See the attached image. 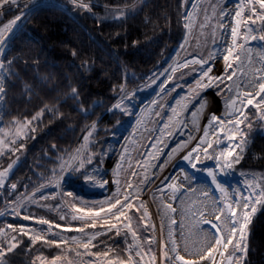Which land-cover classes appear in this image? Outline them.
I'll use <instances>...</instances> for the list:
<instances>
[{
    "label": "rangeland",
    "instance_id": "rangeland-1",
    "mask_svg": "<svg viewBox=\"0 0 264 264\" xmlns=\"http://www.w3.org/2000/svg\"><path fill=\"white\" fill-rule=\"evenodd\" d=\"M69 2L71 4L72 0H69ZM40 3L54 4L62 9L68 8L67 4H61L53 0H19V6H23L21 11L17 12V14L10 19L1 22L0 27H3L4 24L15 19L17 15H21L22 19L17 22L19 25L25 18L26 13L29 12L33 6ZM237 3L238 0H187L184 17L185 14H189L191 19L186 20L184 18V27L186 24H188L189 27H185L183 37L165 60L164 66L152 72L145 81L140 83L136 88L122 92L114 101L112 105H115L120 100L121 96L127 94L130 99H125L123 103L128 106L132 114L127 115L120 111L126 117V120L123 121L119 127L111 131V140L103 145L99 155L98 153L96 155L97 162L90 165L87 163L85 164V167L89 170H99L100 175L108 181L105 187L101 188L86 183L84 177H80L79 181L73 182V179L79 176V173L73 172L71 176H68L67 173L71 171V169L65 168L62 172L60 164L55 171V175L51 179L40 184L34 191L25 195L20 200L6 203L0 209V219L5 221L1 229H4L10 235L15 233H12L11 229L7 227L10 224L7 221L10 218H16L23 222L22 224H11L17 228L19 226H25L26 229L34 230L33 234L35 232H40L41 235H46L48 240H56L58 242L61 240L67 241V244H60V247L38 241L43 242L44 249H47L49 252H36L34 255L35 259L31 261V264H51L52 259L56 256L61 257V260H59L57 264H108L110 260L115 261L117 257L126 260L129 256V245H139V247L134 246L131 251V255L138 264H158L159 259H161L162 264H172L171 261H168L169 263L164 261L162 252L167 251L169 256L175 255V253L171 251L173 239L176 241V247L179 253L184 255L187 259H197L199 255L202 254L203 249L208 247L213 239V229L209 231L208 228L203 227V223L201 224V222L198 223L197 221L206 219V215H210L213 211L215 212L217 208H222L221 205L223 201L216 197L211 204V197L213 195L219 196L222 199L224 193L216 189L212 182L209 181L211 177L207 175V170L209 169L217 172V161L215 159H207L204 160L206 161L205 163H198L197 169H192L191 165L187 161H184L182 157L187 151L195 147L201 138V133H197V129L200 128V126H197L199 124L197 122L202 120L200 123L201 127L203 124L210 128L217 127V125L220 126L219 121L209 125L208 121L212 113L226 121L224 124H227L228 120L221 116V112L218 111V109L212 108L206 111V113L201 114L199 119L196 118L195 125L193 124L191 113L196 111L199 107L197 101L193 97L195 91H200L197 88L196 82L201 79L203 69L199 64H189L187 68L180 67L179 65L184 64L186 60L191 61L193 57L200 58L202 56L207 59L209 54L212 53L214 54V59L209 60L208 64L203 66L204 69L208 67L212 68L209 75L216 77L225 73L231 74L233 69H225L226 62L223 56L226 54V48L232 45L231 27L235 25L233 16ZM213 6H215L216 9L215 14L213 13ZM255 7L259 11V5L257 4ZM221 9L231 14L221 19L219 15ZM249 14L248 7L246 6L244 9V17L246 18ZM206 16L208 17L207 19L205 18ZM220 23H223L225 28H220ZM261 23L262 22L257 21V24L253 27H259ZM202 25H204V27H201ZM13 28L15 30L17 26L14 25ZM243 35L244 27L241 26L240 35L237 37L238 44L244 43ZM6 45L7 43L3 47H0V65H3L0 67V85L3 86L5 81V63L2 61L1 57ZM247 46L251 47L253 50L252 63H247L245 53L241 56V61H243L241 65L242 71L238 70L237 75L233 77L232 81L227 80L225 74L223 83L214 81L211 87L201 91L200 95L207 98V105H212V103H217L219 101L220 104H226V100L229 97L238 98L239 96H237L236 91L237 83L240 84L241 91L254 92L258 90V88H252L251 86L246 87L245 85L248 84L249 80L253 79V72L250 71V69L260 68L262 66L258 54L264 51V41L250 40L247 42ZM228 63H233L234 68L237 64H240L239 61H234L232 57L229 58ZM172 68H176L175 74L172 73ZM242 72L247 73V75H243ZM203 79L204 82H207V77ZM243 79H245V82L241 83ZM217 84H219V87H217ZM227 85L232 86L231 92L226 87ZM162 88L164 91H161ZM241 98L243 97H240L239 100H241ZM152 101H156L157 103L153 104ZM176 101H180V104H177ZM185 104L187 108L183 107ZM0 108H2V110H0V141L4 142L0 144V152H4L9 150V147L11 149V141L18 139V137L16 136L15 125H11L12 127L3 125L4 101L0 104ZM172 108L177 109V114L172 112ZM240 109L245 113V116H239V119L245 121L240 125L247 141L244 147V153L253 135L264 129V106L258 110L253 105H247L246 107L242 105ZM156 112H159L160 115L157 116L155 114ZM93 124L94 122L87 125L79 138L81 136L85 137L89 131H92ZM165 124H168L169 127L164 129V134L162 136L160 130L164 128ZM249 124L251 125L250 127L248 126ZM233 127L234 125L231 124L230 128ZM113 132H115V135H113ZM168 132H171L172 135L169 136ZM26 133L27 129H25L24 135H26ZM93 133L94 131L89 138L87 149L81 153L82 156L86 157L91 155L89 149L90 144L95 143ZM189 136L193 137V139L188 144V147L175 154L172 161L161 171L159 164L167 159L166 154L176 146L177 142L186 141ZM157 139H162L163 143L158 144L156 148H152L151 145L156 143ZM210 139L213 143L215 137L213 136ZM239 140L240 135L237 134L236 143H238ZM125 148L127 149L126 152ZM219 148L220 146L214 148L213 144V148L209 149V154L217 155ZM228 148V144L222 146V149H226V151ZM77 149L78 148L74 146L69 157L64 161H68L70 156L74 154ZM88 150L89 153H87ZM237 151H239V149H237ZM148 153H152L153 156L158 157V159H153L151 156H148ZM122 155L124 157L123 160H121ZM201 157H204L202 152ZM145 159L148 160L149 165L157 166L147 167L149 180L147 183L141 184L140 181L144 178L145 170L144 167L138 166V162L143 165ZM64 161H62V163ZM118 164H122L123 167L120 170L119 177H116L114 175V170L117 168ZM130 164L131 167L129 166ZM76 166H78V162H76ZM12 169L8 172L5 182L0 188L4 187L6 184ZM4 170L5 168L1 171ZM133 171L137 173L136 176L131 175ZM225 171L229 176H227L226 179L224 178L222 184L228 186L227 189L230 190V200L237 199L241 195L248 196L250 194L251 190L245 184V180L249 178L246 179L244 175H249L252 179L255 177L254 183H259L264 186V177L262 176L258 179L252 174H238L234 169H225ZM186 175L189 179L185 178ZM165 177H170L171 179L162 184L161 181L164 180ZM117 178L120 180L122 191L125 190L124 186L128 182H131L133 185V188L126 189L128 192H133V189L137 187L140 189L138 194L133 193V195L129 197L133 204V208L127 210L128 215L132 217V230L137 233L136 240L133 239L131 232L125 227L128 221L124 217H121L119 221L114 217H109L107 218V222H105V219L95 218V227H85L86 224H91L93 219L86 216L87 210L89 208L97 210L100 205L96 202L104 201L112 196L117 187L113 181ZM169 184H175L176 190L174 191L172 188H169ZM181 185H183V187H181ZM160 187L164 189L163 192L159 191ZM205 191L209 193L208 197L202 195V192ZM257 191H259V189H257ZM68 192H71L72 196H68ZM44 197H47V199H44ZM120 199L123 201V196H121ZM50 201H56V206L51 205ZM141 203L145 206L144 208H140ZM72 204H75L76 208L83 209L84 211L77 212L76 208L72 207ZM166 204H171L176 211L172 212L166 209ZM21 206L26 209L31 208L29 212L31 214H36V217H34V219L24 220L20 212ZM34 207H37L39 211H35ZM105 207H107V205H105ZM137 208L140 210L137 211ZM262 208L264 207L257 205V211ZM145 209L149 213V218L141 221L140 217ZM17 211L20 213L19 216L15 214ZM201 211L205 213L204 217L200 216ZM48 213H55L58 215L59 221L61 222L51 220L47 215ZM61 216H63L64 219H61ZM73 216H85V219H73ZM104 216L105 214L101 213V217ZM213 217V215L209 216L210 219H213ZM41 218L51 220L49 221L53 227L50 232L48 231V225L36 223V220ZM173 219L176 221L175 224L171 223ZM213 221H215V217ZM57 224L61 227H55ZM112 224H115L116 228L109 230ZM221 224L224 229L222 234L227 236L228 234L225 233V229H227L228 226L223 222V218ZM152 225H154V228L151 227ZM81 227H84V233L75 230ZM118 230L120 234L116 237L122 241L120 247L114 248L112 244H106L105 247L101 246L100 235L109 231H113L116 234ZM248 231H250V228ZM85 233L87 235H85ZM95 233H100V235H97L96 239L92 241V245L95 246L93 247L90 245L88 250H85L81 244L73 242V237L77 240L86 242L88 236ZM170 233L171 235H169ZM26 237L29 239L28 236ZM5 239L6 237L0 236V243H3ZM29 241L30 244L27 246V249L33 245L30 239ZM148 241L152 242L148 243ZM165 243L167 244L166 248L163 247ZM138 250L142 251V258L135 256V252ZM106 251L109 252L107 257L100 255ZM153 254L156 257L154 262L151 259ZM216 259L218 264L221 260L223 264H228L226 255L225 257L218 255ZM4 264H9L5 258ZM176 264H179V262H176Z\"/></svg>",
    "mask_w": 264,
    "mask_h": 264
},
{
    "label": "trees",
    "instance_id": "trees-1",
    "mask_svg": "<svg viewBox=\"0 0 264 264\" xmlns=\"http://www.w3.org/2000/svg\"><path fill=\"white\" fill-rule=\"evenodd\" d=\"M53 1L67 4L68 8L50 3L33 6L14 30L1 57L6 93L3 125L12 127L14 121L31 120L46 106L54 111L45 110L26 135L11 143V149L0 156V171L14 164L6 184L0 188V209L51 179L69 157L84 128L93 122L95 143L89 149L92 163L97 162L96 155L111 140L110 133L117 122L126 120L119 110L109 111L122 94L120 88L124 92L132 90L163 67L185 30L187 0H83L91 11L69 0ZM11 7L0 16V23L23 6ZM121 12L123 17L117 19ZM73 87L79 93L76 100L71 98ZM17 148L20 150L15 151ZM233 169L258 179L264 177V136L260 131L253 135ZM50 203L56 206V201ZM29 209L21 206L20 212L36 217ZM34 210L39 211L37 207ZM47 215L61 222L55 213ZM7 222L23 223L16 218ZM4 224L0 219V229ZM116 236L113 231L100 235L101 246L120 247L122 241ZM18 239L22 241L19 247L4 257L9 264H31L36 252H49L43 242L27 249L29 239ZM244 264H264V208L253 215Z\"/></svg>",
    "mask_w": 264,
    "mask_h": 264
},
{
    "label": "snow or ice",
    "instance_id": "snow-or-ice-1",
    "mask_svg": "<svg viewBox=\"0 0 264 264\" xmlns=\"http://www.w3.org/2000/svg\"><path fill=\"white\" fill-rule=\"evenodd\" d=\"M72 3L75 4L78 8H83L86 11H91V6L87 3H84L83 0H72ZM259 5V11L255 7V5ZM6 6H8L6 8ZM16 6L19 7V0H0V16L4 15L5 10L11 11L12 7ZM248 7L249 15L245 18L244 17V9L245 7ZM215 6H213V13L215 14ZM231 13L221 9L220 10V17L223 19L225 16L230 15ZM123 12H121V15L119 17H116L117 19L123 17ZM186 20H190L191 17L189 14H185L184 17ZM208 18L207 16L205 17ZM22 19L21 15H17L15 19L9 21L8 23L4 24L3 27H0V47H3L9 39L12 38V35H14V28L13 26H19L17 24L18 21ZM233 19L235 20V25L231 27V38H232V45L228 46L226 48V54H224L223 59L226 62L225 63V69H233L231 74H226V78L229 81L233 80V77L237 75V71L241 70V65L243 64V61H241V56L246 53V59L247 63H252V55L253 50L251 47L247 46L248 41H264V0H238V3L236 5V10L233 16ZM257 21L262 22L259 27H253L257 24ZM241 26L244 27V35L243 40L244 43H237V37L240 35L241 32ZM185 27H189L188 24L185 25ZM201 27H204L202 25ZM220 28H225V25L223 23L219 24ZM239 50V51H237ZM259 59L262 62V66L260 68L250 69V71L253 72V79L248 81V84L245 85L251 86L252 88H258L257 91L253 94L251 91H241L240 90V84L237 83L236 85V91L237 96L244 97L245 99H241L240 103L245 105H253L258 110L261 109L262 106H264V51H261L259 54ZM232 57L234 61H239L240 64H237L234 68L233 63H228L229 58ZM214 59V54L210 53L208 58L205 59L202 56L200 58L193 57L191 61H185L184 64L179 65L180 67L187 68L189 67V64H199L202 67V73H201V79L197 80V88L200 91H195L194 99L197 101L199 107L196 109V111H193L191 113V116L193 118L192 122L195 125L196 118L200 114V112L206 108L207 106V98L200 95V92L204 89L211 87L214 81H218L219 83H223L225 79V74H222L221 76H210L209 73L212 71L211 67H208L206 69L203 68L205 64H208L209 60ZM3 65H0L2 67ZM172 73L175 74L176 68L171 69ZM243 75H247V73H243ZM204 77H207V82H204ZM217 87H219V84H217ZM228 90L232 91V86L227 85L226 86ZM161 91H164L162 88ZM194 91V90H190ZM120 92H124V88H120ZM5 88L3 85H0V104L4 101ZM79 97V93L76 88H71V98L76 100ZM125 99H130L127 94L120 97V100L113 105L112 108L109 109V111H115L119 110L123 112L124 114L131 115V111L129 110L128 106L123 103ZM236 99L237 97H229L226 100L227 107L232 109V112L239 113L240 116H245V113L240 109L235 107L236 105ZM255 101V104H254ZM153 104H156V101H152ZM177 104H180V101H176ZM184 108H187V105L185 104L183 106ZM2 110V108H0ZM54 111L53 109L46 108L42 109L36 116H33L31 120H28L25 118L23 122L21 121H14V125L16 127V136L19 138L22 135L25 134V129H29V126L32 124L33 121L39 120L42 116L44 111ZM81 111H86L85 109L81 108ZM172 112L174 114H177V109L172 108ZM232 112L229 113V115L232 114ZM157 116L160 115L159 112L155 113ZM246 118V117H245ZM171 119V118H170ZM219 121V124L221 125L220 131H223V125L225 121L221 118L215 115L214 113L210 114V119L208 121L209 125L213 124V122ZM245 121L241 120L239 118H236L233 120H228L227 123L233 124L234 127L229 129V135L227 138L231 141H235L237 139V134L240 135V140L238 143L235 144L233 148L228 149L227 151H220L217 155H210L209 149L213 148V143L207 140V137L209 136L208 129H204L203 137L200 138L199 142L196 144L195 147L191 148L189 151L186 152L185 155H183L182 159L184 161H187L192 169H197V164L200 163L201 160V152L203 153V156L206 159H215L217 161L218 167L221 169V171L227 169L231 170L234 168V165H237L240 163L242 159V153L244 151V147L246 144V138L244 135L243 130L240 128V125L243 124ZM120 126V122H117V127ZM251 126L250 124L248 125ZM169 127L168 124L164 125V128L161 129V134L163 136L164 129H167ZM31 131H35L34 128L30 129ZM95 131V124L92 125V131H89L88 134L84 137L85 143L82 145L80 149H77L74 154L70 156V159L68 161H64L61 163L60 168L63 172L65 168L71 169L67 173L68 176H71L73 172L79 173V176H77V179L80 177L85 178V182L92 184L94 186H99L101 188L105 187L108 184V181L104 179L101 175L99 170L93 169L89 170L85 167V164H92L93 155L88 156H82V151L87 149V144L89 141V138L92 135V132ZM113 135H115V132H113ZM168 135L171 136L172 133L168 132ZM193 137L189 136L188 140L177 142L176 146L171 149L169 153L166 154L167 159L159 164V167L161 171H163L164 167L172 161L175 154L183 151L185 148L188 147V144L191 142ZM4 143L3 141H0V144ZM11 143H15V140L11 141ZM163 143L162 139H157L156 143L152 144V148H156L158 144ZM217 143H219V140H217ZM207 145L206 147H202V145ZM20 148H23V144L20 145ZM20 148L15 149V151H19ZM239 149V151H237ZM127 149L125 148V152ZM3 152H0V155H3ZM148 156H151L153 159H158V157L153 156L152 153H148ZM123 155L121 156V160H123ZM76 162H78V166H76ZM131 167V164L129 165ZM138 166L144 167L145 174L143 180L140 181L141 184L147 183L149 180V177L147 175V167H156L157 165H149V162L147 159H145L143 165H141L138 162ZM13 164H9L8 167L4 171H0V186H3L5 182V178L8 175V172L12 169ZM123 167L122 164H118L117 168L114 170V175L116 177H119L120 170ZM132 176H136L137 173L133 171L131 173ZM207 175L211 177V182L213 185H215L216 189H218L221 193L226 194V189L222 186V184L218 181L217 175L213 170H207ZM186 179H189V177L186 175ZM171 179L170 177H165L164 180L161 181L163 184L165 181ZM255 177H253L252 180H245L246 186L251 190L250 194L248 196L241 195L239 200H234L232 203H225L222 208H217L216 211L213 213L215 215V221L203 219L202 223L205 225H209L211 229H214L213 233V239L209 243L208 247L203 251L201 255H199L198 259H187L184 255H181L176 247V241L172 240V248L171 251L175 253L174 256H169V253L167 251H163L162 255L165 260V262L171 261L172 264H176V262H179V264H205V262H208V264H218L216 259V254L218 253L221 257H225L228 260V264H244V258L247 255L248 252V245H247V236L246 233L250 228V225L253 220V215L257 212V205H260L264 207V186H262L259 183H254ZM117 185L116 191L112 194L111 197L104 201L96 202L100 205V207L97 210H94L93 208H89L86 212V216L92 219L91 224H86L85 227H95L96 220L95 218H102L105 219V222H107V218L114 217L116 220H120L121 217H124L128 224L125 225V227L128 228V230L131 232V235L134 240L137 239V233L136 231L132 230V217L128 215V211L133 208V204L131 203L129 197L133 195V193L139 192V187L133 189V192H128L126 189L133 188V185L131 182H128L124 188L125 190H121L120 180L117 178L113 181ZM16 185L13 184L12 188L15 189ZM169 188H172L174 191L176 190L175 184H169ZM183 187V185H181ZM259 189V191H257ZM191 190V189H189ZM160 192H163V188H159ZM68 196H72L71 192L67 193ZM202 195L204 197H208L209 193L207 191L202 192ZM123 196V201L120 199V197ZM138 198V195H137ZM44 199H47V197H44ZM107 205V207H105ZM73 208H76L75 204H72ZM145 206L143 203H141L140 208H144ZM165 208L175 212L176 209L172 207L171 204H166ZM115 210V211H114ZM140 209L137 208V211ZM77 212H83V209L76 208ZM101 213H104L105 216L101 217ZM17 216L20 215V213L17 211L15 212ZM205 213L203 211L200 212V216L204 217ZM146 218H149V213L145 209L143 214L140 217L141 221H144ZM223 218V222L228 226V235L224 236L222 233L224 229L221 227V221ZM24 220H30L34 219V217L30 215L23 216ZM61 219H64L63 216H61ZM73 219H81L84 220L85 216L76 217L73 216ZM36 223L38 224H46L49 226L48 231L50 232L53 225L49 220L46 219H37ZM172 224H175L176 221L173 219L171 221ZM9 229H11L12 233H15L13 235H10L7 233L4 229H0V236L6 237L3 243H0V264H4V257L8 254L13 252L19 245L22 243L21 240L18 239V236H28L29 239L32 241L33 245L37 243L38 241H43L46 244L49 245H56L57 247H60V244H67V241L61 240H48L46 238V235H41L40 232H35L33 234L34 230L26 229L25 226H19L18 228L9 224L7 226ZM55 227H61L60 225H55ZM151 227L154 228V225ZM112 228H116L115 224H112L109 228L111 230ZM71 230V229H69ZM76 231H79L81 233H84V227L75 229ZM203 231V230H201ZM119 235V230L116 233ZM85 235H87L85 233ZM100 235V233H95L90 236H88L87 241H80L77 240L75 237H73V242L77 244H81L82 247L85 250H88L90 245H92V241L96 239V236ZM171 235V233L169 234ZM152 241H148V243H151ZM6 245V247H5ZM139 247V245H129L128 251L129 256L126 260L119 259L117 257L115 261L110 260L108 264H138L137 261L134 260L133 256L131 255V251L133 247ZM164 248L167 247V244L165 243L163 245ZM223 249V251H221ZM150 251V249H149ZM79 254V253H77ZM100 255H103L107 257L109 255V252L106 251L104 253H101ZM135 256L142 258V251L138 250L135 252ZM152 261L154 262L156 257L153 254ZM61 260L60 256H56L52 259L51 264H57V262ZM219 264H223V261H219Z\"/></svg>",
    "mask_w": 264,
    "mask_h": 264
},
{
    "label": "bare ground",
    "instance_id": "bare-ground-1",
    "mask_svg": "<svg viewBox=\"0 0 264 264\" xmlns=\"http://www.w3.org/2000/svg\"><path fill=\"white\" fill-rule=\"evenodd\" d=\"M245 82V79H243L242 81H241V83H244ZM251 92H253V91H251ZM255 93V91L253 92V94ZM240 99V97H238L237 99H236V105H235V107H237V108H240V106H242L243 104H241L240 103V101L241 100H239ZM241 99H245L244 97L243 98H241ZM220 102V101H219ZM219 102H217V103H212V105H207L206 106V108L205 109H203L201 112H200V114L198 115V117H197V119H199L200 118V116H201V114H204V113H206V111H208V110H210V109H218V111H220L221 112V116L222 117H224V118H226L227 120H235L236 118H239V113H235V112H232V109L231 108H229V107H227V105L226 104H220ZM220 107V108H219ZM217 111V112H218ZM230 112H232V114L231 115H229V113ZM202 122V120H200V122H197V123H199L197 126H200V128L199 129H197V133L198 134H204V129L205 128H207L208 129V132H209V136L207 137V140L208 141H210L211 139V137H215V139H214V141H213V144H214V148H216V147H219L220 146V148H219V150H218V153L220 152V151H226V149H222V146L223 145H226V144H228V147L229 148H231L232 146H234V144H235V141H231V140H229L228 138H227V136L230 134L229 133V129H231L230 128V125L231 124H229V123H227V124H224L223 125V131H220V128H221V125L219 126V125H217V127H208L207 125H205L204 126V124H203V126L201 127V125H200V123ZM226 122V121H225ZM206 124V123H205ZM196 126V127H197ZM195 127V128H196ZM193 130V129H192ZM188 132V131H187ZM200 134V136L201 137H203V135H201ZM200 140V139H199ZM217 140H219V143H217ZM211 142V141H210ZM207 145L205 144V145H202V147H206ZM227 147V146H226ZM228 148V149H229ZM204 160H207L205 157H201V160H200V162H203V163H205L206 161H204ZM217 164V163H216ZM216 170H217V172L215 171V173H216V175L219 177V179H218V181L222 184V182L224 181V178L226 179L227 178V176H229L228 175V173L225 171V170H223V171H221V169L218 167V165H216ZM217 177V178H218ZM209 181H211V180H209ZM228 181V180H227ZM211 183V182H210ZM208 184V183H207ZM228 184V183H227ZM212 186V185H211ZM215 186V185H214ZM222 186L226 189V194L224 193V196H223V198L221 199L219 196H216V195H213L212 197H211V204L213 203V201H214V199H215V197L217 198V199H220V200H222L223 201V203H222V205H221V207H223V205L225 204V203H232V201H234V200H238V199H240V197L239 198H237V199H232V200H230V198H229V193H230V190H228L227 189V187L228 186H226V184H222ZM161 188V187H160ZM230 189V188H229ZM231 191H232V189H231ZM222 195V194H221ZM210 197V196H209ZM236 198V197H235ZM216 199V200H217ZM216 204H217V202H216ZM218 205V204H217ZM212 207H214V206H212ZM211 211V210H210ZM212 212V211H211ZM214 213V211L210 214V215H206V219H208V220H212L213 221V219H214V217H215V215L213 214ZM211 215H213L214 217H213V219H210L209 218V216H211ZM198 223H200L201 222V224H202V221H200V220H198L197 221ZM201 226V225H200ZM203 227H206V228H208V230L209 231H211L212 229H211V227L209 226V225H205V224H203ZM221 227H222V224H221ZM223 228V227H222ZM214 229L212 230V234L214 233ZM224 232V231H223ZM225 233L226 234H228V228L227 229H225ZM224 236H226V235H224ZM197 243V242H196ZM187 247V246H186ZM206 249V248H205ZM205 249H203V251L205 250ZM223 249H221V251H222ZM203 253V252H202ZM219 254L217 253L216 254V257L218 256ZM198 259V258H197ZM165 261V260H164ZM162 261H161V259H159V261H158V264H162L161 263ZM169 263V262H168ZM205 264H208V262H205Z\"/></svg>",
    "mask_w": 264,
    "mask_h": 264
},
{
    "label": "built area",
    "instance_id": "built-area-1",
    "mask_svg": "<svg viewBox=\"0 0 264 264\" xmlns=\"http://www.w3.org/2000/svg\"><path fill=\"white\" fill-rule=\"evenodd\" d=\"M84 143H85V141H84V137L81 136V137L77 140L75 147H77L78 149H80ZM235 143H236V140H235ZM234 145H235V144H234ZM247 234H248V231H247V233H246V236H247Z\"/></svg>",
    "mask_w": 264,
    "mask_h": 264
},
{
    "label": "water",
    "instance_id": "water-1",
    "mask_svg": "<svg viewBox=\"0 0 264 264\" xmlns=\"http://www.w3.org/2000/svg\"><path fill=\"white\" fill-rule=\"evenodd\" d=\"M112 107H113V105H112ZM260 134L262 135V136H264V129H262V131L260 132ZM249 176V175H248ZM249 237H250V231L248 232V234H247V245H248V243H249Z\"/></svg>",
    "mask_w": 264,
    "mask_h": 264
}]
</instances>
